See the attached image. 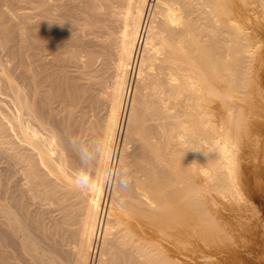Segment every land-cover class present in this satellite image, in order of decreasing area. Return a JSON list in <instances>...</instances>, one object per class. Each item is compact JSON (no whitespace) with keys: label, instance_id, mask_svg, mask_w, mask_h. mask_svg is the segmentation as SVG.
Wrapping results in <instances>:
<instances>
[{"label":"bare ground","instance_id":"obj_1","mask_svg":"<svg viewBox=\"0 0 264 264\" xmlns=\"http://www.w3.org/2000/svg\"><path fill=\"white\" fill-rule=\"evenodd\" d=\"M8 1L29 48L0 7V264H264L231 248L264 230V0Z\"/></svg>","mask_w":264,"mask_h":264},{"label":"rangeland","instance_id":"obj_2","mask_svg":"<svg viewBox=\"0 0 264 264\" xmlns=\"http://www.w3.org/2000/svg\"><path fill=\"white\" fill-rule=\"evenodd\" d=\"M6 1H7V0H0V3H1V4H0V7H1V9L4 11V15H3V16H8V17H9V19H8V17H7V18H4V17H3L2 19H3L4 21H5L6 19H8V20L10 21V22H7L8 20H6V22H7L9 25H7V23H5V25H6V27H8V28L10 27V31H11V32H9V33H10L12 36L10 35L9 40L11 39L10 41H13V42H14V43L11 42V44H10L11 47H12L11 49H13V50H15V48L17 49V47H18L20 41H21L20 43H22V44H23V42H25L23 45H22V44L19 45V46H21V50H22L23 48H27V49H28V48H29L28 45L26 46V43H27V42H26V41H23V40H26V39L19 37V35H20V34L18 33L19 30L15 31L16 28L14 27L15 24H19V21H21L23 24L20 22V23H21L20 25H22L23 29H24V28H26V29L28 28L27 25H25V26H27V27L24 26V23L26 24V22H24L23 20H21V19L19 18V16H18V13H19V12H22V11H20L21 9H17V8H18L19 6L21 7V5L17 6L16 4H14L13 8H11V7H12V3L9 2V1H8V2H6ZM28 1H29V0H28ZM28 1L25 2V0H20V1L18 2V4H21V2H22V4H23L22 6H25V4H26V8H25L24 10H26V11L29 12L30 9H31V10H34L35 8L38 9V7H40V4H41L44 0H42V2H41V0H35V1L32 0V2L34 1L33 4H32V3H28ZM30 1H31V0H30ZM30 1H29V2H30ZM38 1H40V3H39ZM45 1H46V0H45ZM37 2H38V3H37ZM3 3H4L5 5H4ZM27 3H28V4H27ZM36 4H37V5H36ZM38 4H39V5H38ZM76 4L81 5V2L76 3ZM2 5L5 6V7L3 8ZM8 5H9V6H8ZM15 5H16L17 7H15ZM34 5H35V6H34ZM10 6H11V7H10ZM29 6H30V7L32 6V8H30ZM36 6H38V7H36ZM9 7H10V8H9ZM14 7L17 9V11H16V9H15ZM34 7H35V8H34ZM33 8H34V9H33ZM78 8H79V6H78ZM28 9H29V10H28ZM37 9H36V10H37ZM31 10H30V11H31ZM5 11H6L7 13H5ZM13 11L15 12V14H16V12H17V15H15L14 13H13L14 16L12 15V13H9V15H5V14H8V12H13ZM37 12H38V10H37ZM32 13H34V12L32 11ZM32 13L30 12V14H32ZM35 13H36V11H35ZM15 16H16V17H15ZM39 16H40V17H39ZM39 16H38V15H36V16L34 15V17L31 18V21H33L34 18H36V17H38L39 20H40L42 15L39 14ZM13 17H14V18H13ZM38 18H36V19L38 20ZM14 19H16V20L18 21V23L16 22V20L14 21ZM32 19H33V20H32ZM37 20H34L33 22H35V21H37ZM29 21H30V20H29ZM10 23H11V24H10ZM246 23H247V22H246ZM12 24H13V26H12ZM248 24H249V23H248ZM248 24H247V25H248ZM69 26H70V25H69ZM69 26H68V27H69ZM248 26H249V25H248ZM11 27H12V29H11ZM68 27H67V29L70 28L69 30H70V33H71V34H73V35L75 34V35H76V33L80 32V33H81L80 35L83 36V35H82V34H83V33H82V30L80 31V30L78 29V30H79V31H78L77 29H72L71 26H70L69 28H68ZM27 30H28V29H27ZM73 31H74V32H73ZM13 33H14V34H13ZM13 35H14V36H13ZM77 35H78V34H77ZM1 36H2V35H1V32H0V37H1ZM13 37H14V39H12ZM17 37H18L19 39H18ZM16 38L18 39L19 42L15 40ZM20 38H21L22 40H21ZM252 40H253V43L255 42V44H257V45L259 44L258 47H259L260 49L258 48V50H260L261 52L259 51L258 54H259V57L262 56V58L260 57L262 60L259 59L260 61H259V60H258V61L256 60L257 62L254 61V63H253V65H254V66H253V69H254V67L256 68V69H254L255 72L252 71L253 76L256 78V79H254V80H256L257 83H260V84L258 85V88H261V90H262V91H261V90L259 89V90L261 91L260 93L263 92L262 94H260V95H261L260 98L258 97L259 94H258L257 96L255 95V97H256L257 99H260V101H261V100L263 101V99H264V91H263V90H264V62H263V61H264V57H263V56H264V55H262V54H264V49H263V48H264V40H261V39L259 40V39H257V37L253 38ZM258 40H259V41H258ZM15 42H17V43H16L17 45L15 44ZM256 42H257V43H256ZM12 44H13V45H12ZM257 45H256V46H257ZM260 45H261V46H260ZM262 45H263V46H262ZM24 46H25V47H24ZM4 49H6V51H5ZM4 49H3V50H4V53H3L2 48L0 49V58L2 59V61H3V60L5 61V59H8V58H7V57H8V49H7V47H6V48L4 47ZM27 49H23V51H25V50H27ZM19 50H20V49H19ZM27 51H28V50H27ZM27 51H25V52H21V53H22V54H25V53H27ZM1 53H2V54H1ZM260 53H262V54H260ZM5 55H6L7 57H6ZM3 56H4V57H3ZM23 56H24V58H26L25 55H23ZM6 61H7V60H6ZM23 61H24V59H23ZM25 61H27V58H26ZM25 61H24V62H25ZM7 62H8V61H7ZM257 64H258V65H257ZM258 67H259V68H258ZM257 69H259V70H257ZM260 70H261V71H260ZM73 72H74V71H73ZM254 73H255V75H254ZM260 74H262V75H260ZM259 75H260V76H259ZM258 77H259V78H258ZM261 77H262L263 80L261 79ZM257 78L259 79V81H258ZM257 83H256V84H257ZM261 85H262L263 88L261 87ZM259 86H260V87H259ZM262 96H263V98H262ZM1 97H2V99L4 98L3 95L0 96V99H1ZM255 97H254V98H255ZM261 98H262V99H261ZM3 100H4L5 102H4ZM3 100H2L3 103H2V102H1L2 104L0 103V109L8 108V107H6V104H4V103H6V102L8 101V99L5 97ZM254 101H255V100H254ZM256 101H257V100H256ZM256 101H255V102H256ZM260 101L258 100L257 102H258L259 104H261V106H262L264 102L261 103L262 101H261V102H260ZM257 102H256V103H257ZM3 104H4V105H3ZM259 104H258V105H259ZM2 106H3V107H2ZM259 106H260V105H259ZM262 107H264V106H262ZM258 108L261 109L260 107H258ZM4 109H3V110H4ZM259 109H258V111L256 110V112H258V113H260V114H256V113H255V115L253 114V115H254L253 118H252V117L250 118V120H253L254 123H256V122H255V119H256V121L259 122L260 125H261V124L263 125V126L261 125L262 127H259V126H258L259 123H258V125L255 124V127L252 129V130H253L252 132L255 131V134L251 132V133L253 134V135H251V138L253 137V142H254V140H256V138H257V140H260L261 138H262V140L264 139V137H262V136H264V135H263V134H264V122H263V121H264V109H263V110L261 109V110H262V111H261L262 113L259 111ZM256 115H257V118L255 117ZM260 117H261V118H260ZM258 120H259V121H258ZM261 120H262V121H261ZM257 126H258V127H257ZM257 128H260V131H259V129H257ZM256 129H257V131H256ZM258 131H259V135L257 134ZM260 133H262V134H260ZM254 135H256V136L254 137ZM260 135H261V138L259 137ZM254 138H255V139H254ZM262 142H264V140H263ZM263 144H264V143H262L263 149H262V147H261V150H258L259 153H258V151H257V154H255V153L252 152L253 154H255V155L257 156V157H256V156L254 155V157H256L255 159H250L251 157H249L250 160H255V161H257V158H259L260 160H258L259 162L257 161V164H258V163L260 164V163L263 162V163H262L263 165L260 164L259 166H258V165L255 166V167H256V170L258 169L259 172H260V170H262V169H259V168H261V167L264 168V161L261 160V159L264 160V158H262V157H264V156H263V155H264V152H263V150H264V145H263ZM241 149H242V148L240 147V150H238V155H241V154H242V153L239 154V153H240L239 151H241ZM245 149H248V148L245 147ZM245 149H242V151L245 150ZM242 151H241V152H242ZM255 152H256V151H255ZM260 152H261V153H260ZM252 153H251V154H252ZM258 154H259L260 157L258 156ZM262 154H263V155H262ZM116 156H117V154H116ZM250 156H251V155H250ZM252 157H253V156H252ZM117 159H118V156L116 157V160H117ZM261 161H262V162H261ZM251 163H254V162L251 161ZM0 164H2V161H1V160H0ZM255 164H256V163H255ZM257 166H258L259 168H258ZM260 166H261V167H260ZM115 169H116V168H113V170H112V171H113V174H112V177H111V179H110V181H109V183H108L109 186H107V191L104 190L103 195H102V197H101V201H100V203H99V207H100V208L102 207V208L104 209V210H103L104 213H102V216H101L102 219H103L102 222H105V220H106L105 218H107V215H106V214H107V209H108L109 199L111 198V197H110V196H111V191H112L111 188H112V184H113V181H114ZM252 169H253V168H252ZM263 170H264V169H263ZM253 171H255V170L249 171L250 173L248 172V177H249V179H250L251 177H252V179H253V174L256 172V171H255V172H253ZM258 171H257V173H256V176H257V175H258L259 177H260V175L262 176L263 174H260V175H259V172H258ZM252 172H253V174H252ZM261 172L264 173V171H261ZM250 174H252V176H251ZM249 175H250V176H249ZM254 175H255V174H254ZM254 177H255V176H254ZM255 179H256V180H255V181L252 180V182H255V183H256V182L259 181V180H258V177L255 178ZM250 180H251V179H250ZM261 180H263V177H262V178L260 177V181H259L261 186H260L259 184H257V183H256V184H255V183L253 184V185H254L253 187H255V186L257 187V186H258V188H256V187L254 188L255 190L257 189V191H258V189H259L260 187L263 188V186H264V180L262 181L263 186H262ZM259 182H258V183H259ZM111 183H112V184H111ZM262 188H261V189H262ZM261 189H259V192H258L257 194L255 193V192H257V191L254 190V193H255V195H256L255 197H258L256 200H258L259 202H260V200H261L262 203H259V202L257 201L259 204L257 203V205H256V203H255V208H257V206H258L259 208H258V210H255V209H254L255 211H253V212H257V214H259L260 217H259L258 215H256V214H255V215H256L257 217H259L260 219H261V218L264 219L263 216H262V215L264 214V209H263L264 206L262 207V205H261V204H264V203H263V202H264V199H263V198H264V196H263V195H264V193H263V192H264V189H262V191H261V193H262L263 195L260 193V190H261ZM105 193H107V194H105ZM104 194H105V195H104ZM259 194H260V195H259ZM257 195H258V196H257ZM259 196H260V197H259ZM261 196H262L263 198H262ZM106 198H108V199H106ZM259 199H260V200H259ZM37 200L39 201L38 198L35 199V200H31V201H32L31 203L34 202V204H32V205H31V203H30V201H29V203H30L29 206H31V207L29 208V209H30L29 212L33 211V212H32V219H31V220L33 221V224H34L36 221L38 222V223H35L36 226L39 225V224H41V220L45 217V215H44V214H45V212H44V211H45V209H44V208H45V203L43 202V203L40 204V202L38 203ZM256 200H255V201H256ZM40 201H42V200H40ZM35 205H36V206H35ZM43 207H44V208H43ZM104 207H105V208H104ZM42 208H43V211H42ZM36 209H38V210H36ZM105 210H106V212H105ZM259 210H261L262 212L259 211ZM38 211H39V212H38ZM42 212H43V213H42ZM39 213H40V216H38ZM41 214H42V215H41ZM261 214H262V215H261ZM103 215H104V216H103ZM37 216H38V218H37ZM30 217H31V215H30ZM39 217H40V218L42 217V218L40 219ZM36 219H38V220H36ZM256 220H257V219H256ZM248 225H251V224H250V223L247 224V227H249ZM253 225H254V226H253ZM253 225H251V228L253 227V228L256 230V227H257V230H259L260 232H262L260 237H261V239H263V237H264V234H263L264 230H262L263 228H261L260 226H259V227H258V226L255 227L256 224L254 223V220H253ZM241 227H242V229H245V230H244V231H242V229L239 230ZM241 227L239 228V225H238V227H233L234 230H235V231L233 230V233H235V235H236V233H237L236 231H239L240 234H242V238H240L241 236H238V233H237V235H236V236H237V239H239L240 241L237 240V239L234 240V242L231 244V248H233V249H235V250H238V251H235V250H234V251H235V252H240L239 255L242 256L241 258H246V257L248 258V256H249V258L251 257V260H253V259H255V258H258V259H264V255H261V254H260L261 252L264 251V250L261 251V250H262L261 248H264V245H263V243H261V241L264 242V239L261 240V241L259 240V242L257 241V240H258L257 236L260 235L259 231H257V236H256V235L254 234V233H255V232H254L255 230L253 231V229H251V228L249 227V230L251 229L252 232H254L253 234H251V233H250L251 230H250V232H249V230H248L247 228H245V225H244V226L241 225ZM243 227H244V228H243ZM236 228H237V229L239 228V229L237 230ZM259 228H260V229H259ZM247 230H248V233L251 234V236H252V235H255L254 238H257V240L254 242L255 244H252V241H254V238H253V240H251L252 237H251L250 235L246 236V235L248 234V233H246ZM37 231H38V230H37ZM241 232H242V233H241ZM244 232H245L246 234H245ZM243 234H245V235H243ZM258 234H259V235H258ZM262 235H263V237H262ZM244 236H245V240H244ZM238 237H239V238H238ZM246 237H247V238H246ZM248 237H249V239H248ZM250 238H251V239H250ZM247 239H248V241H246ZM249 240H250V242H249ZM236 241H238L237 244H239V245L236 244ZM239 242H240V243H239ZM256 242H257V243H256ZM245 243H246V244H245ZM259 243L262 245L261 248L258 247ZM233 244H234V245H233ZM251 244L253 245V247L255 246V249L252 247ZM256 244H257V245H256ZM99 246H101V243L98 244V247H97L98 250H99V248H100ZM238 246H239V247H238ZM259 246H260V245H259ZM245 247H247L248 249L250 248L251 250H250V249H249V251H248V249L245 250V249H244ZM251 247H252V248H251ZM256 247H258V248H256ZM231 248H230V250L233 252V249H231ZM240 249H241V250H240ZM242 249H243V250H242ZM239 250H240V251H239ZM252 250H254V251L251 252ZM244 251H246V253H245ZM259 251H261V252H259ZM241 252H242V253H241ZM249 252H251V253H249ZM258 252H259V253H258ZM252 253H253V256H252ZM254 253H258V254H260V255H261V256H260L261 258L259 257L258 254H254ZM263 253H264V252H263ZM98 254H99V253L97 252V256H98ZM244 254L247 255V256H244ZM248 254H249V255H248ZM255 255H258V257H257V256L255 257ZM253 257H254V258H253Z\"/></svg>","mask_w":264,"mask_h":264},{"label":"clouds","instance_id":"obj_3","mask_svg":"<svg viewBox=\"0 0 264 264\" xmlns=\"http://www.w3.org/2000/svg\"><path fill=\"white\" fill-rule=\"evenodd\" d=\"M130 171V169H127L126 174L123 175L119 180L122 188H126L131 183ZM77 187H80V185L77 184Z\"/></svg>","mask_w":264,"mask_h":264}]
</instances>
